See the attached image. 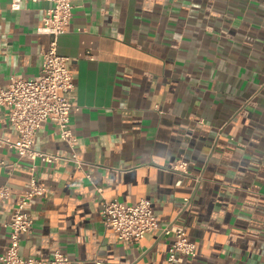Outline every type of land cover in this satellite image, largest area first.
<instances>
[{"label":"crops","instance_id":"1","mask_svg":"<svg viewBox=\"0 0 264 264\" xmlns=\"http://www.w3.org/2000/svg\"><path fill=\"white\" fill-rule=\"evenodd\" d=\"M9 2L0 8V87L38 75L51 39L38 27L52 2L18 11ZM74 4L58 51L71 58L67 95L80 107L71 123L85 163L68 159L57 124L40 126L34 146L62 157L38 166L47 190L31 206L21 255L60 248L70 264H168L174 234L162 227L172 223L198 251L175 264H264V0ZM17 136L0 105V138ZM0 157V185L11 188L0 202L1 254L32 161L7 142ZM178 158L189 161L183 177L171 169ZM105 198H148L161 228L119 239L103 218Z\"/></svg>","mask_w":264,"mask_h":264},{"label":"built area","instance_id":"2","mask_svg":"<svg viewBox=\"0 0 264 264\" xmlns=\"http://www.w3.org/2000/svg\"><path fill=\"white\" fill-rule=\"evenodd\" d=\"M40 1L42 0H10L9 7L18 11L28 2ZM47 1L52 2V6L46 9L38 32L50 34L51 39L43 52L44 61L40 73L32 78L12 76L6 86L0 87V105L5 108L10 124L18 133L15 140L0 138V142H7L20 157L32 161L28 187L20 195L13 220L8 224L9 242L0 254V264H70L72 261L70 255L60 248L55 249L48 258L27 257L20 253L22 241L34 230L31 206L35 198L44 195L47 190L46 185L38 178V166L40 163H55L62 157L34 146L36 132L40 126L47 121L57 124L62 140L70 148L68 159L80 170H83L85 163L79 157L77 136L71 123L72 110H78L80 107L74 105L67 95L75 89L74 75L69 67L71 58L58 51V36L66 32L76 0ZM4 165L5 161L0 157V166ZM171 169L183 177L189 174V161L178 158L171 165ZM86 176L91 179L89 173ZM180 183L181 177L177 181V184ZM98 191L101 192V188H98ZM10 195V186L0 185V202ZM102 215L118 238L129 242L139 241L150 230L161 228L160 219L148 198H141L133 204H127L119 198H105ZM162 230L166 234H174L169 248L168 264L197 256V245L190 240L183 226L168 223Z\"/></svg>","mask_w":264,"mask_h":264}]
</instances>
